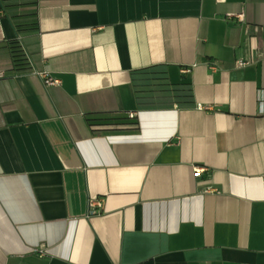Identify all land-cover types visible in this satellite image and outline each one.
<instances>
[{
	"label": "crops",
	"instance_id": "0c3cea01",
	"mask_svg": "<svg viewBox=\"0 0 264 264\" xmlns=\"http://www.w3.org/2000/svg\"><path fill=\"white\" fill-rule=\"evenodd\" d=\"M15 12L0 0V264H264V0ZM156 66L192 104L137 94L133 73Z\"/></svg>",
	"mask_w": 264,
	"mask_h": 264
},
{
	"label": "trees",
	"instance_id": "16d2710c",
	"mask_svg": "<svg viewBox=\"0 0 264 264\" xmlns=\"http://www.w3.org/2000/svg\"><path fill=\"white\" fill-rule=\"evenodd\" d=\"M5 12H10L16 21H19V16L15 14L17 8L36 6L37 0H1ZM35 13H33L34 15ZM35 23L23 24L18 22L16 27L20 31H29L30 26ZM32 28V27H31ZM14 65L17 71H24L29 68V60L25 51L19 41L14 40L9 43ZM134 84L137 94H163L166 98L175 100L177 104H192L193 96L190 84H172L168 80V74L162 67H151L148 69H141L135 71ZM150 100H153L150 98ZM88 123L90 126H116V127H137L138 122L136 118L127 115H113V114H99L88 115Z\"/></svg>",
	"mask_w": 264,
	"mask_h": 264
},
{
	"label": "built area",
	"instance_id": "2783aa9c",
	"mask_svg": "<svg viewBox=\"0 0 264 264\" xmlns=\"http://www.w3.org/2000/svg\"><path fill=\"white\" fill-rule=\"evenodd\" d=\"M246 65V63H242L241 66ZM4 76V73H0V78H2ZM44 83L46 86L51 87V86H58L60 84V81L52 76H50L49 74H42L41 75ZM131 117H133V115L131 114ZM197 173L199 174L200 171H197ZM103 200L102 199H92L90 201V216L93 215H98L102 212L103 210ZM40 255L43 256L44 252L43 250L40 248Z\"/></svg>",
	"mask_w": 264,
	"mask_h": 264
}]
</instances>
